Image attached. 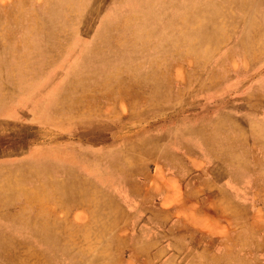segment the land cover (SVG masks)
Here are the masks:
<instances>
[{"label": "rangeland", "instance_id": "obj_1", "mask_svg": "<svg viewBox=\"0 0 264 264\" xmlns=\"http://www.w3.org/2000/svg\"><path fill=\"white\" fill-rule=\"evenodd\" d=\"M54 1L0 0V264H264V0Z\"/></svg>", "mask_w": 264, "mask_h": 264}, {"label": "bare ground", "instance_id": "obj_2", "mask_svg": "<svg viewBox=\"0 0 264 264\" xmlns=\"http://www.w3.org/2000/svg\"><path fill=\"white\" fill-rule=\"evenodd\" d=\"M84 1H92V0H55L54 1L55 2V5H54L55 10H56V13L58 14L57 16H59V18L61 17V24H62L63 29L67 28L72 23L71 21L74 20V18L77 15H79V14L81 15V13L83 14V13L94 12V9L90 6H89V8H91V10L86 12V8L84 6V3H85ZM98 6H99V4H98ZM6 8L9 9V11L8 10L3 11L2 8L0 7V91L2 90L3 92H4V90H6V92H9V89L13 83L12 67H13V42L14 41H13L12 26L10 25V21H9L12 18L11 17L12 16L11 15L12 6L9 5ZM98 9H99V7H98ZM1 12H2V14H1ZM54 16H56V15H54ZM47 26L49 27L50 25H47ZM40 35H41V33H40ZM128 54L131 55L130 53H128ZM132 54L138 56V51H135ZM98 58L99 59H96V60L93 59L94 60L93 62H95L98 66L108 67L111 64V62H107V60L111 61V58H109L107 56H104V57L98 56ZM123 58L126 60V56H124ZM37 172H39V171H37ZM5 242H6V239L1 237L0 238V245L4 246ZM9 245H11V244H9Z\"/></svg>", "mask_w": 264, "mask_h": 264}, {"label": "crops", "instance_id": "obj_3", "mask_svg": "<svg viewBox=\"0 0 264 264\" xmlns=\"http://www.w3.org/2000/svg\"><path fill=\"white\" fill-rule=\"evenodd\" d=\"M263 91L262 94L264 95V86H263ZM255 105L259 106V114L258 115H263L264 116V101H261L259 100L258 102L255 103ZM264 118V117H263ZM229 136H232V135H229ZM233 137V136H232ZM258 137H264V134L263 135H258ZM233 146H235L233 144ZM219 153V152H217ZM219 167H217V170H221V173H222V177L221 180L219 181H238L239 179H236L235 176H234V172L235 170L237 169V167L239 165H236L234 163H231V165H218ZM248 169V181H256L257 180V177L261 174V178L259 181H264V166L259 169V173H257V171L254 170L253 167L251 168H247ZM203 174V173H202ZM204 178L205 180L203 181H208V179L205 177V175H201L200 176V179Z\"/></svg>", "mask_w": 264, "mask_h": 264}]
</instances>
